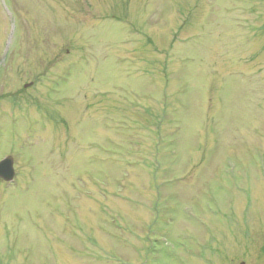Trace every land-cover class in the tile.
Wrapping results in <instances>:
<instances>
[{
	"label": "rangeland",
	"instance_id": "rangeland-1",
	"mask_svg": "<svg viewBox=\"0 0 264 264\" xmlns=\"http://www.w3.org/2000/svg\"><path fill=\"white\" fill-rule=\"evenodd\" d=\"M5 4L0 264H264V0Z\"/></svg>",
	"mask_w": 264,
	"mask_h": 264
},
{
	"label": "water",
	"instance_id": "water-1",
	"mask_svg": "<svg viewBox=\"0 0 264 264\" xmlns=\"http://www.w3.org/2000/svg\"><path fill=\"white\" fill-rule=\"evenodd\" d=\"M13 32V31H12ZM15 178L14 159L9 156L0 162V179L12 182Z\"/></svg>",
	"mask_w": 264,
	"mask_h": 264
},
{
	"label": "flooded vegetation",
	"instance_id": "flooded-vegetation-1",
	"mask_svg": "<svg viewBox=\"0 0 264 264\" xmlns=\"http://www.w3.org/2000/svg\"><path fill=\"white\" fill-rule=\"evenodd\" d=\"M47 44V43H46ZM46 44H44L45 46H46ZM4 61V60H3ZM3 61H0V64H2L3 63ZM31 85V84H30ZM0 182H2L1 180H0Z\"/></svg>",
	"mask_w": 264,
	"mask_h": 264
}]
</instances>
